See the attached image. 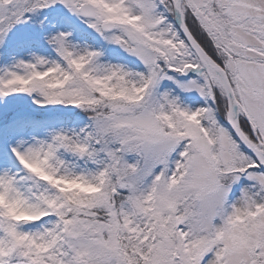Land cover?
Listing matches in <instances>:
<instances>
[{
	"label": "snow or ice",
	"instance_id": "6c2138e0",
	"mask_svg": "<svg viewBox=\"0 0 264 264\" xmlns=\"http://www.w3.org/2000/svg\"><path fill=\"white\" fill-rule=\"evenodd\" d=\"M0 264H264V0H0Z\"/></svg>",
	"mask_w": 264,
	"mask_h": 264
}]
</instances>
